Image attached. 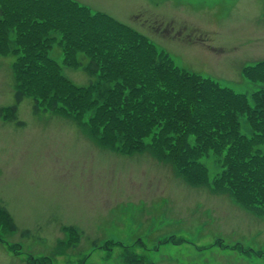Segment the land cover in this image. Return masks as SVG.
Here are the masks:
<instances>
[{"label": "rangeland", "instance_id": "374dc122", "mask_svg": "<svg viewBox=\"0 0 264 264\" xmlns=\"http://www.w3.org/2000/svg\"><path fill=\"white\" fill-rule=\"evenodd\" d=\"M77 1L143 31L178 67L247 95L264 89L242 72L264 58V0ZM55 38L47 54L60 73L80 87L95 81L90 56L65 64ZM109 50L106 41L84 49L98 57ZM15 55L4 42L0 108L15 102ZM32 89L14 118L0 111V264H133V248L152 264H264V215L213 187L222 169L213 154L199 159L204 177L189 183L157 156L153 129L145 148L126 152L93 134L94 109L51 110Z\"/></svg>", "mask_w": 264, "mask_h": 264}, {"label": "trees", "instance_id": "16d2710c", "mask_svg": "<svg viewBox=\"0 0 264 264\" xmlns=\"http://www.w3.org/2000/svg\"><path fill=\"white\" fill-rule=\"evenodd\" d=\"M56 33L65 64L75 63L76 53L81 65L90 56L87 66L97 79L88 86L73 84L47 54ZM102 41L110 48L102 56L84 51ZM4 42L16 53L15 103L33 88L36 97L51 99V110L60 107L77 116L94 109L93 134L117 139L126 152L145 148L153 129L150 145L160 144L157 156L169 159L189 183L204 177L199 159L211 153L222 167L213 187L264 215V89L249 97L178 67L143 34L74 0H0V48ZM242 72L251 81H264V60ZM4 218L15 227L9 214Z\"/></svg>", "mask_w": 264, "mask_h": 264}]
</instances>
